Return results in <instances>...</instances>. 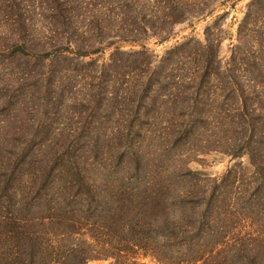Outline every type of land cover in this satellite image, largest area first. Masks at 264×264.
<instances>
[{"label":"rangeland","instance_id":"rangeland-1","mask_svg":"<svg viewBox=\"0 0 264 264\" xmlns=\"http://www.w3.org/2000/svg\"><path fill=\"white\" fill-rule=\"evenodd\" d=\"M180 1L188 9L203 10L177 23L169 39L115 38L109 46L111 24L103 23L108 9L130 10L115 28L124 31L130 24L169 21L168 9L162 11L169 0H2L0 7L8 11L20 5L16 13L22 15L16 17L13 36L24 37L33 53L0 56V264L77 263L76 254L84 257L103 242L95 212L104 192L119 198L152 186L164 188L168 211L178 209L173 228L180 232L155 238L152 244L156 251L164 250L169 264H264V202L252 207L249 196L253 171L263 166L253 167L248 154L225 152L232 143L227 136L233 133L223 111L232 113L234 103L225 102L222 109L214 94L216 87L226 85L228 90V81L234 79H223L234 69L251 77L254 57L264 67V14L245 24L253 0ZM191 38L192 54L184 57L186 66L175 72V80L189 79L198 71L203 73L198 79H207L206 57L215 60L223 74L205 83L214 92L207 86L208 93L202 92L198 106L204 111L198 127H193V117L172 105L155 104L145 123L147 115L138 117L143 108L138 107L136 81L115 74L117 86L110 88L104 65L117 48H146L158 65L171 48ZM84 51L97 52L81 57ZM263 103L258 99L254 105ZM247 146L245 151L250 146L252 153L254 143ZM189 170L192 177L187 181L193 182L184 188V211L171 194L183 183L181 173ZM197 181L205 187L215 181L225 184L224 194L211 202L213 215L202 214L201 229L192 224L197 209L192 185ZM197 206L205 211L208 198ZM48 219L56 226H48ZM136 249L125 252L120 263L163 264ZM116 262L96 257L85 264Z\"/></svg>","mask_w":264,"mask_h":264},{"label":"trees","instance_id":"trees-1","mask_svg":"<svg viewBox=\"0 0 264 264\" xmlns=\"http://www.w3.org/2000/svg\"><path fill=\"white\" fill-rule=\"evenodd\" d=\"M180 0H169V5L165 4L162 8L163 12L167 13V18L170 16L169 21L163 23L156 21L151 22V25L148 22L140 23L138 25L130 24L131 29H126L124 31L117 30L115 28L119 25L118 21L121 23L125 18V15L128 14L130 10H123L122 13H117L113 9H108L107 15L103 13V23L109 22L111 24L110 31L112 33V40L107 44L113 45L116 43L115 38H122V40H132L133 42H140L147 39L142 37V35H153L157 36L161 41L169 39L175 33V25L182 20H184L187 15H200L201 10L195 8L194 10L188 9L183 5ZM2 0H0V5H2ZM127 3V2H126ZM121 6H123V1H120ZM139 2L134 6L135 11L138 13ZM187 5V4H186ZM16 7L10 9H3L0 7V56H10L17 57L21 55H32L30 50L29 43L24 37L15 38L14 32L16 31L14 22L18 20L16 17L22 15L21 13H16L17 10H20V5H15ZM201 11V12H200ZM264 0H253L249 7V13L246 16L245 24H248L250 20H258L264 13ZM115 22V23H114ZM169 23V26L166 25ZM162 24V25H161ZM142 31V32H141ZM118 34V35H117ZM14 35V36H13ZM117 36V37H115ZM114 38V39H113ZM194 39H186L183 42H180L173 48H171L163 57L162 61L157 65V62L153 61L150 57L149 50L146 48L135 50V51H126L120 48H117L118 53H114L111 56V62L105 64L104 66L107 69L106 74H108V83L110 88L117 86L118 76L122 75L125 77L126 82L127 78L135 80L137 86H134V91L136 95L140 98L138 107L143 110L139 114V118L146 116L145 123L149 119V114L153 110L152 107L158 104L159 108H166L169 105H172L174 108L177 106L180 108V114L188 118L193 117V127L195 128L201 121V114L204 111V108L199 105L200 100L202 101V92L205 91V83L209 81L212 82L216 78L222 79V71L217 68L215 65V60L206 57V62L204 66L207 70L204 71L205 77L207 79H198L199 74H203L202 71L196 72L195 76H191L186 80H175L176 73H180V70L186 66L183 62L185 56L192 54V41ZM69 45L67 46V48ZM209 51L213 58L214 50L213 48ZM88 52L95 53L97 51H84L79 52L81 57H86L89 55ZM45 55H48V52H45ZM256 57L253 58L256 66L250 68L251 77L248 78L246 75L248 72H245L242 76L236 69L231 71L228 76L223 80H228L230 77L234 79V82L228 81V90L218 88L215 90V98L219 101L216 103L218 107L223 106L229 102L234 103V111L232 113H226L225 116V125H228V129L232 130L233 134L227 136L231 139L232 143L228 144L225 152L229 154L240 157L244 154L250 156V164L256 169L259 165H262L263 168L260 170L253 171L254 176L251 178V188L249 189V196L251 198V204H257L258 202H264V103L254 105V102L258 99H264V90L261 88V84L264 80V72L262 65L257 64ZM218 62V61H217ZM183 72V71H181ZM118 75V76H115ZM183 76V74H182ZM114 77H117L116 80ZM248 79V80H246ZM220 80V79H217ZM258 84V86H257ZM257 86V88L255 87ZM165 91V92H164ZM207 91L214 92L213 86L208 87ZM205 91V92H207ZM218 91H220L218 93ZM103 92H107L105 89ZM208 93V92H207ZM186 100L189 101L186 102ZM231 100V101H230ZM252 100V101H251ZM160 101V102H159ZM204 102V99H203ZM226 102V103H225ZM205 103V102H204ZM191 107V108H190ZM190 108V110H188ZM223 109V108H222ZM140 111V110H139ZM186 124H189L187 122ZM224 125V126H225ZM198 127V126H197ZM200 127V126H199ZM186 130L182 131L183 133ZM249 131L251 134L249 135ZM229 132H231L229 130ZM235 137L238 135L237 138ZM237 134V135H236ZM241 138V142H237V139ZM247 136L249 138H247ZM244 138L247 141H243ZM254 143V149L250 153V144ZM246 144L249 146V151L246 150ZM247 146V147H248ZM192 171L182 172V185H176L172 189L171 200L178 201V205H181L185 211V199L184 197L188 194L184 188L186 183L193 182L191 180L187 181L192 177ZM155 177V175H154ZM173 186L174 184L171 183ZM184 185V186H183ZM140 186V185H139ZM195 186L194 193V203H196V210L192 213V224L198 226L200 229L201 216L203 213L206 215H213V208L211 207V202L218 201L223 193L222 187L225 186L223 183L210 184L204 186L198 184V181L192 185ZM168 192V191H167ZM103 203L99 201L97 206V217L99 219L98 224L103 229V242L98 243L99 246H93L90 249V253L86 256H79L76 254L78 259L77 263L73 264H85L89 258L96 257H113L117 260L114 264H122L120 261L122 258H125L126 253L131 248L135 251L138 250L144 252L145 255H152L160 263L169 264L165 259L168 258L164 250L156 251L157 247H154L152 244L157 242L155 238L166 239L170 236L177 235L180 231H176V227L173 228L175 224V219L177 218L175 213L177 210L168 211L170 205H165L164 195L165 190L162 186L158 187H148L144 189H139L136 192L130 191L127 193V196L116 197L110 195L107 192H104ZM208 198V206L204 211V208L197 206L200 200ZM179 199H182L180 201ZM97 201V200H96ZM102 203V204H100ZM100 205V206H99ZM184 205V206H183ZM171 206H173L171 204ZM187 216V212L185 213ZM48 226L54 227L57 223L54 219H48ZM70 221V219L68 220ZM173 221V222H172ZM173 223V224H172ZM25 226H31L26 224ZM56 226V225H55ZM194 226V225H193ZM60 227H57L59 230ZM132 232V237H128V234ZM57 235H61V232H57ZM91 254V255H90ZM119 261V262H118ZM193 262V261H191ZM190 262V263H191ZM43 264H50V261L43 262ZM58 264V263H57ZM68 264H72L69 262Z\"/></svg>","mask_w":264,"mask_h":264}]
</instances>
